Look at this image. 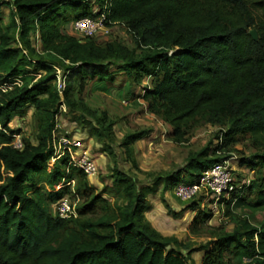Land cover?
Returning <instances> with one entry per match:
<instances>
[{
  "label": "trees",
  "instance_id": "16d2710c",
  "mask_svg": "<svg viewBox=\"0 0 264 264\" xmlns=\"http://www.w3.org/2000/svg\"><path fill=\"white\" fill-rule=\"evenodd\" d=\"M95 3L96 12L88 0H6V24L0 10V264H190L189 245L162 235L147 221L149 188H141L125 171L112 168V184L121 197L110 201L68 162L67 154L48 170L60 105L77 112L78 102L69 98L74 79L82 90L85 79L112 81L111 68L121 71L130 87H140L147 110L171 127L168 138L174 143H183L193 127L222 128L217 144L190 153L183 167L167 175L165 186L197 181L208 166L230 157L221 154L231 151L238 134L264 148V0ZM100 13L107 26L124 27L132 47L117 39L99 45L93 38L78 39L63 31L70 21ZM37 41L40 50L34 46ZM38 53L44 54L37 60L44 72L35 83L23 81L32 74L27 67ZM56 64L64 75L62 92ZM145 79L149 82L142 84ZM28 106L35 112L36 142L22 138V147L16 149L11 142L17 131L10 123L13 114ZM92 119L91 134L106 139L103 146L116 156L112 124ZM149 131L124 135L120 145L126 155L131 156V143ZM241 164L256 174L223 200L225 214L261 211V223L240 218L231 231L208 227L210 211L198 209L196 200L190 202L189 208L197 210L189 231L212 234L199 248L204 251L200 264H264V150ZM73 177L74 193L65 192L66 185L54 190ZM64 195L81 201L76 217L54 214L48 198L54 202Z\"/></svg>",
  "mask_w": 264,
  "mask_h": 264
},
{
  "label": "rangeland",
  "instance_id": "374dc122",
  "mask_svg": "<svg viewBox=\"0 0 264 264\" xmlns=\"http://www.w3.org/2000/svg\"><path fill=\"white\" fill-rule=\"evenodd\" d=\"M5 1L0 0V10L2 11L1 19L6 24L9 19L10 6L5 4ZM88 1L95 8V0ZM70 23L63 28V31L76 37L70 28ZM93 39L99 45L109 40L117 39L128 47L133 46L131 36L119 24L112 26L110 33L100 34ZM34 46L36 50H40L38 41ZM38 59H44V54L38 53L37 57L35 56L33 65L27 67L28 70L32 71V74L25 77L23 81L35 83L39 80L40 75L44 71L37 66ZM54 70L56 76L63 74L58 64L54 66ZM111 70L114 72L112 81H98L96 78L85 79L86 82L82 90H78L77 80L74 79L69 98L78 102L77 112L70 110L65 103H62L59 113L55 117L56 124L53 133L55 144L56 142L58 143L59 138H67L69 140H81V142L90 145L89 155L96 161L98 171L95 175L88 178L89 183L95 188L96 192L102 194L103 197L110 201L121 197L120 190L112 184L111 172L115 166L125 171L144 190L147 191L149 188V193L146 194L149 207L152 204V206L162 210L163 215L176 220L179 224V228L177 227L175 231L162 235L176 237L179 241L189 245L192 249L190 264H200L204 251L199 248L212 236L208 232L192 234L189 231V224L197 210L189 208L190 202L196 200L198 209L204 208L210 211V218L206 221V226L208 227L220 225L225 231H231L235 227L236 221L240 218H246L251 224L259 225L263 217L261 211L250 212L244 209L233 213L231 216H226L224 201L219 202L216 208L211 210L206 207V203L203 201V194L196 195L192 200L182 201L174 195L173 186H165L167 175L171 171H176L183 167L190 153L198 151L207 144H217L222 128L209 124L193 127L189 129L186 140L183 143L172 142L168 138L171 127L147 110L146 102L139 97L141 93L140 87H130L125 74L115 70L114 67ZM31 76L32 79L30 78ZM148 82L149 79H145L142 84H147ZM76 114L82 115L84 118H77ZM92 117L101 118L105 126L109 123L112 124V149L116 156L110 155L103 146L105 142H108L106 139L104 140L91 134L89 121L94 122ZM10 127L12 130H16V133L21 138L30 140L33 143L36 142L37 124L35 112L31 106L25 108L22 113L13 114ZM143 129H150V131L141 139L131 143V156L126 155L123 146L120 145L124 135ZM89 138H92V140L88 141ZM230 146L231 151H225L221 155H229V158H232L234 162V180L242 184L243 179L249 176L254 177L256 169L250 170L249 166H243L241 160L264 150V148L255 145L252 137L239 134L234 137V141ZM132 160H135V166ZM47 165L50 171L53 167V161L49 159ZM182 175L183 180H187L188 175ZM75 186L76 178L73 177L67 182L64 190L65 192L74 193ZM40 187L42 191L45 190L44 184L41 183ZM54 190L59 189L54 188ZM246 194L247 192L245 191L244 196ZM248 196L253 198V194ZM68 198L73 200L70 196ZM48 201H51L53 209L57 200L53 202L48 198ZM80 202L77 200L78 204ZM174 208H176V214L171 211H174Z\"/></svg>",
  "mask_w": 264,
  "mask_h": 264
},
{
  "label": "built area",
  "instance_id": "2783aa9c",
  "mask_svg": "<svg viewBox=\"0 0 264 264\" xmlns=\"http://www.w3.org/2000/svg\"><path fill=\"white\" fill-rule=\"evenodd\" d=\"M94 12L97 8H94ZM105 15L100 13L97 17H82L70 23V28L78 39L94 38L103 33H110L111 27L104 22ZM57 77V86L60 92L64 88L63 74ZM15 84H19L20 80L16 79ZM3 87V86H1ZM13 148L22 147V138L18 133L13 134L11 142ZM57 145V146H56ZM53 155L50 159L57 161L62 156L69 157L68 162L82 170L88 177L95 175L98 171L97 163L93 160L86 150H81V140H69L67 138H59L55 144V138L52 139ZM233 161L227 158L221 162H215L204 169L197 181L192 183L180 182L173 187L174 195L182 200L189 201L196 195L203 194V201L208 209L216 208L217 204L228 200L232 193L237 189H241L243 185L250 182V176L242 180V184L235 182L233 177ZM65 184L59 182L55 188L61 189ZM77 199L70 200L67 195L58 199L53 207L54 214L60 218L76 217L77 215Z\"/></svg>",
  "mask_w": 264,
  "mask_h": 264
},
{
  "label": "crops",
  "instance_id": "0c3cea01",
  "mask_svg": "<svg viewBox=\"0 0 264 264\" xmlns=\"http://www.w3.org/2000/svg\"><path fill=\"white\" fill-rule=\"evenodd\" d=\"M91 140L92 138H89L88 141H91ZM89 147L90 145H87V143L85 144L84 142H82L81 150H86L89 153V149H90ZM161 211L162 210L156 208L155 206H152L151 204L148 210L144 212L145 218L147 219V221L151 224V226L154 229L159 231L161 234H166L168 232L175 231L177 227L179 228V224L176 220H172L168 218L167 216L163 215ZM173 212H176V208H174Z\"/></svg>",
  "mask_w": 264,
  "mask_h": 264
},
{
  "label": "water",
  "instance_id": "95a60500",
  "mask_svg": "<svg viewBox=\"0 0 264 264\" xmlns=\"http://www.w3.org/2000/svg\"><path fill=\"white\" fill-rule=\"evenodd\" d=\"M250 34L252 35L253 38H256V33H255L254 30H252V31L250 32Z\"/></svg>",
  "mask_w": 264,
  "mask_h": 264
}]
</instances>
